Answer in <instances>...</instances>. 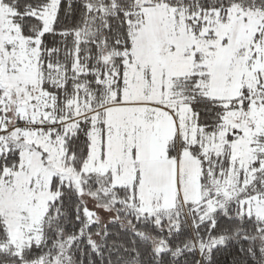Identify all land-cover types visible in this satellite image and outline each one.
Instances as JSON below:
<instances>
[{"label":"snow or ice","instance_id":"1","mask_svg":"<svg viewBox=\"0 0 264 264\" xmlns=\"http://www.w3.org/2000/svg\"><path fill=\"white\" fill-rule=\"evenodd\" d=\"M0 264H264V0H0Z\"/></svg>","mask_w":264,"mask_h":264}]
</instances>
